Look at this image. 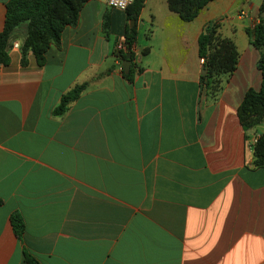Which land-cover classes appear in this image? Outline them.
Returning a JSON list of instances; mask_svg holds the SVG:
<instances>
[{"label":"crops","instance_id":"crops-1","mask_svg":"<svg viewBox=\"0 0 264 264\" xmlns=\"http://www.w3.org/2000/svg\"><path fill=\"white\" fill-rule=\"evenodd\" d=\"M260 2L208 0L182 20L167 0H143L131 20L85 0L40 64L29 49L21 62L24 24L11 30L0 63V264H26L23 250L40 264H264V164L248 145L264 119L246 134L235 112L261 79L245 31ZM209 20L237 51L214 98L198 79ZM131 25L126 77L127 46L116 43Z\"/></svg>","mask_w":264,"mask_h":264},{"label":"trees","instance_id":"trees-1","mask_svg":"<svg viewBox=\"0 0 264 264\" xmlns=\"http://www.w3.org/2000/svg\"><path fill=\"white\" fill-rule=\"evenodd\" d=\"M207 1L167 0V6L170 10L175 11L182 20H190ZM84 2L85 0H5L3 24L0 29V63L7 61L5 48L9 33L20 23L24 24L25 29L24 38L20 45L21 62L24 61L25 50L29 49L35 61L38 64L42 63L45 50L49 44H59L63 27L75 23L78 11ZM142 4L143 0H132L124 8L127 18H136ZM263 6L264 0H261L258 5L259 12H262ZM259 16L251 26L245 28L250 42L259 51L255 63L261 73L259 87L257 89L247 87L235 111L245 133H248L264 119V17ZM216 27L217 22L209 20L202 25L197 36V53L203 57L201 73L198 78L200 88L205 94L213 98L221 88L223 76L232 71L237 59V51L233 41L228 37L221 36L216 31ZM133 36V25L125 28L123 41L128 48L120 53L122 58L126 51H130L129 47L133 42ZM123 75L130 77L131 69L123 72ZM84 85L85 82L77 83L62 93L58 104L54 107V112L60 113L67 103L78 95ZM250 146L253 165H263L264 133L257 135ZM9 221L13 233L17 238H20L23 231L21 217L13 213L10 215ZM22 254L26 264H40L29 252L23 250Z\"/></svg>","mask_w":264,"mask_h":264},{"label":"built area","instance_id":"built-area-1","mask_svg":"<svg viewBox=\"0 0 264 264\" xmlns=\"http://www.w3.org/2000/svg\"><path fill=\"white\" fill-rule=\"evenodd\" d=\"M104 1H105V3L108 6H110L112 8L124 9L129 3H131L132 0H104ZM262 14L264 15V6H263V9H262ZM11 46H17L16 41H13L11 43ZM116 47L117 48H123L124 47V42L118 41L116 43ZM198 59L201 62L203 60V57L202 56H199ZM118 68L121 69V63H119V62H118ZM255 139H256V136L255 135H252L251 138H250V141L248 142V145L250 146V144L253 141H255Z\"/></svg>","mask_w":264,"mask_h":264},{"label":"water","instance_id":"water-1","mask_svg":"<svg viewBox=\"0 0 264 264\" xmlns=\"http://www.w3.org/2000/svg\"><path fill=\"white\" fill-rule=\"evenodd\" d=\"M129 63H130V51H126L125 54H124V58L121 60V69H122L123 72H127L128 71Z\"/></svg>","mask_w":264,"mask_h":264},{"label":"rangeland","instance_id":"rangeland-1","mask_svg":"<svg viewBox=\"0 0 264 264\" xmlns=\"http://www.w3.org/2000/svg\"><path fill=\"white\" fill-rule=\"evenodd\" d=\"M261 16H263V15H261ZM260 17V16H259ZM264 17V16H263ZM258 19V18H257ZM254 23V22H253Z\"/></svg>","mask_w":264,"mask_h":264}]
</instances>
